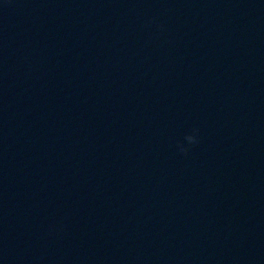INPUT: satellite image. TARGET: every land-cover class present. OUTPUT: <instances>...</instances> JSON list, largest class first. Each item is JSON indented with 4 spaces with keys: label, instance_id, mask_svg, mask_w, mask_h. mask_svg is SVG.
Listing matches in <instances>:
<instances>
[{
    "label": "water",
    "instance_id": "95a60500",
    "mask_svg": "<svg viewBox=\"0 0 264 264\" xmlns=\"http://www.w3.org/2000/svg\"><path fill=\"white\" fill-rule=\"evenodd\" d=\"M0 264H264V0H0Z\"/></svg>",
    "mask_w": 264,
    "mask_h": 264
},
{
    "label": "clouds",
    "instance_id": "9594fccd",
    "mask_svg": "<svg viewBox=\"0 0 264 264\" xmlns=\"http://www.w3.org/2000/svg\"><path fill=\"white\" fill-rule=\"evenodd\" d=\"M148 23L150 25V24L154 23V21H149ZM146 26H148V25H146ZM198 136H199V130L198 129L194 130L193 134L186 135L184 137V140L187 142V145L189 147H186L183 143H178L176 147H177L179 153L183 156H187L189 151H190V146H194V145H197L199 143Z\"/></svg>",
    "mask_w": 264,
    "mask_h": 264
}]
</instances>
